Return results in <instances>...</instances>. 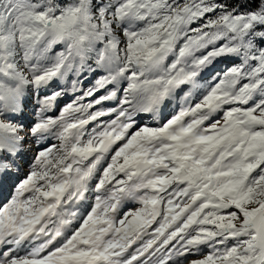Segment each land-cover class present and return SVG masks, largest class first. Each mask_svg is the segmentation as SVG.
<instances>
[{
  "label": "snow or ice",
  "instance_id": "1",
  "mask_svg": "<svg viewBox=\"0 0 264 264\" xmlns=\"http://www.w3.org/2000/svg\"><path fill=\"white\" fill-rule=\"evenodd\" d=\"M0 264H264V0H0Z\"/></svg>",
  "mask_w": 264,
  "mask_h": 264
},
{
  "label": "rangeland",
  "instance_id": "2",
  "mask_svg": "<svg viewBox=\"0 0 264 264\" xmlns=\"http://www.w3.org/2000/svg\"><path fill=\"white\" fill-rule=\"evenodd\" d=\"M29 118H31V117H29ZM29 156H31V153H29ZM27 169L25 168V171H26Z\"/></svg>",
  "mask_w": 264,
  "mask_h": 264
}]
</instances>
